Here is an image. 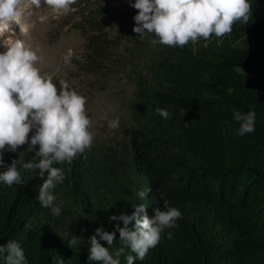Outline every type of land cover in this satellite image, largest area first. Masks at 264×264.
<instances>
[{
	"label": "trees",
	"instance_id": "16d2710c",
	"mask_svg": "<svg viewBox=\"0 0 264 264\" xmlns=\"http://www.w3.org/2000/svg\"><path fill=\"white\" fill-rule=\"evenodd\" d=\"M251 3L249 21L234 29L249 34L252 44L215 42L198 53L175 48L157 62L156 86L140 88L127 134L133 192H146L144 199L135 196L150 218L165 202L182 216L134 264H264V7ZM92 17L106 25L114 21L104 9ZM156 108L167 109L170 118ZM250 110L256 112L255 131L239 136L234 111ZM34 155L22 154V162L37 160ZM18 158L4 153L6 165ZM86 165L97 171L94 179L101 177L91 156L54 164L65 178L53 189L62 209L53 215L35 199L43 182L39 170L18 164L23 182L0 183V244L18 241L27 264H53L57 255L65 264H101L88 261L87 240L100 226L111 231L110 217L119 209L93 196ZM73 235L83 242L75 248L68 246ZM121 246L117 231L110 252Z\"/></svg>",
	"mask_w": 264,
	"mask_h": 264
},
{
	"label": "clouds",
	"instance_id": "9594fccd",
	"mask_svg": "<svg viewBox=\"0 0 264 264\" xmlns=\"http://www.w3.org/2000/svg\"><path fill=\"white\" fill-rule=\"evenodd\" d=\"M75 0H0V35L8 33L15 26L21 33L28 34L34 27L30 17L33 9L41 4L50 7L56 14L72 10ZM130 6L138 12L133 31L141 38L152 34V45L184 46L199 38L208 41L214 34L221 38L232 31L235 22L247 23L252 12L251 0H129ZM218 44L221 40L216 41ZM5 51L0 52V183L12 186L22 183V173L18 164L25 170L38 169L43 182L38 186L40 207L50 208L53 215L61 214V206L53 189L65 178L56 163L71 162L92 146L94 133L91 131V118L86 113V97L70 89L64 81L59 84L51 75L41 72L38 62L41 57L32 45L23 39L0 41ZM195 52V49H193ZM72 49L65 56L71 62ZM156 113L164 119L171 113L164 108H156ZM233 119L239 122L236 134L244 136L255 131L256 112L234 111ZM108 127L118 129L119 117L108 121ZM34 133L29 137V133ZM28 143V150L35 152L37 160L22 162V152L10 165L4 161L5 152H16L18 147ZM39 148L36 149V146ZM135 195L144 199L146 192L137 190ZM135 211L128 215H112L111 221H122L114 231H106L103 226L95 229L88 240V261L101 264H121L124 256L126 264L143 261L149 250L161 239L165 228L177 227L182 212L177 207L168 206L163 210L154 209L150 218L145 204H133ZM134 222V223H133ZM122 246L110 252L116 240V232ZM172 233H168V238ZM101 241L107 242L105 247ZM83 242L73 235L68 242L71 248ZM133 253L135 255H133ZM0 264H27L25 251L16 240L0 244ZM53 264H65V259L57 255Z\"/></svg>",
	"mask_w": 264,
	"mask_h": 264
},
{
	"label": "rangeland",
	"instance_id": "374dc122",
	"mask_svg": "<svg viewBox=\"0 0 264 264\" xmlns=\"http://www.w3.org/2000/svg\"><path fill=\"white\" fill-rule=\"evenodd\" d=\"M256 1L264 7V0ZM99 9L112 15L114 21L110 25L102 18L92 17ZM32 11L30 20L34 27L28 34L21 33L15 26L8 33L32 45L41 57L38 66L43 74L51 75L57 84L64 81L70 89L86 97V113L91 118L94 138L92 146L72 161L91 156L99 162L100 178L94 179L97 171L85 166V172L91 176L93 196L107 207L117 205L119 211L115 215H131L135 211L133 204H138V200L133 192L127 134L133 126L132 116L140 88L144 84L156 86L157 62L175 48L203 52L218 39L221 40L219 44L216 42L218 45L231 42L241 47L249 46L252 44L249 34L234 29L242 28L244 23L235 22L232 31L221 38L213 34L208 41L199 38L184 46H154L152 34L141 38L133 31L136 23L133 17L138 10L130 6L129 0H75L72 10L60 14L43 4ZM2 45L0 43V52ZM69 49L73 51L70 63L65 60ZM115 117H119L120 127L111 129L108 121ZM33 133L34 130L29 137ZM16 152L20 155L34 151H29L26 143ZM111 173L116 174L113 177ZM108 174L112 182L108 181ZM117 223L123 227L122 221H111L108 228L114 231Z\"/></svg>",
	"mask_w": 264,
	"mask_h": 264
},
{
	"label": "bare ground",
	"instance_id": "6f19581e",
	"mask_svg": "<svg viewBox=\"0 0 264 264\" xmlns=\"http://www.w3.org/2000/svg\"><path fill=\"white\" fill-rule=\"evenodd\" d=\"M2 36L4 37V40H2V42H4V43H7L8 40H11V39H17V38H15L14 36H12L9 33H5L3 35H0V39L2 38ZM2 48H3V51H5V46L4 45H2Z\"/></svg>",
	"mask_w": 264,
	"mask_h": 264
}]
</instances>
